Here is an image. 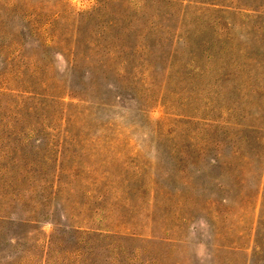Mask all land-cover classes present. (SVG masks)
<instances>
[{
	"label": "rangeland",
	"instance_id": "374dc122",
	"mask_svg": "<svg viewBox=\"0 0 264 264\" xmlns=\"http://www.w3.org/2000/svg\"><path fill=\"white\" fill-rule=\"evenodd\" d=\"M29 3L55 98L0 118V264H264V0Z\"/></svg>",
	"mask_w": 264,
	"mask_h": 264
},
{
	"label": "trees",
	"instance_id": "16d2710c",
	"mask_svg": "<svg viewBox=\"0 0 264 264\" xmlns=\"http://www.w3.org/2000/svg\"><path fill=\"white\" fill-rule=\"evenodd\" d=\"M37 10V5L29 3V0H0V80L2 82L0 85V118L12 122L14 126L17 123L35 119L37 117L38 104L48 97L55 98L54 94L47 91L46 73L48 64L45 61H41L40 57L43 56L45 59L49 57L50 49L55 44V37L49 35V29L61 16L57 12L52 19L42 21ZM6 15L18 21L16 29L13 27L8 29L4 20ZM78 30L79 27H75L73 34L76 37L75 43L73 45L71 43L64 50H57V53L65 56L67 52H70L75 57L76 47L79 43ZM79 31L81 32V30ZM111 33V25L104 26L101 31L95 32L94 36L102 37L106 40L111 36ZM29 42L38 44L40 48H32ZM87 46L89 47L87 50L96 51L95 38L91 37ZM259 146L254 150V158L259 161H262L263 158L264 168V153L259 151ZM213 159L217 161L218 156ZM25 162L26 159L23 157L14 156L6 161V165L17 167ZM33 221V219H28L22 221V223L32 224L34 223ZM50 222L54 226L60 225L54 220H50ZM58 228L65 233L79 236L76 238L79 242H82L83 236L89 233L82 225L73 223L66 224L63 227L60 225ZM45 236L44 246L46 248L43 249L49 250L53 247L52 236L50 235V237L47 234ZM254 241L256 248L261 249L264 246L263 241H256V239ZM225 247L233 250L243 249L242 246L237 245ZM76 250L77 253L80 252L79 249ZM49 262L48 259L41 264H50Z\"/></svg>",
	"mask_w": 264,
	"mask_h": 264
}]
</instances>
